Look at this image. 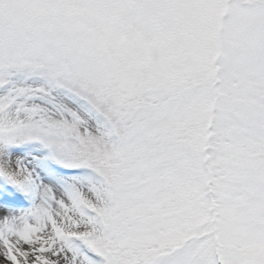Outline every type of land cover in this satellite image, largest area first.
Returning <instances> with one entry per match:
<instances>
[{
  "label": "snow or ice",
  "instance_id": "6c2138e0",
  "mask_svg": "<svg viewBox=\"0 0 264 264\" xmlns=\"http://www.w3.org/2000/svg\"><path fill=\"white\" fill-rule=\"evenodd\" d=\"M0 264H264V0H0Z\"/></svg>",
  "mask_w": 264,
  "mask_h": 264
}]
</instances>
